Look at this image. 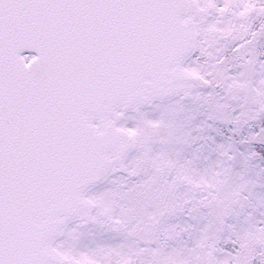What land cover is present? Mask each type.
<instances>
[{
  "label": "snow or ice",
  "instance_id": "6c2138e0",
  "mask_svg": "<svg viewBox=\"0 0 264 264\" xmlns=\"http://www.w3.org/2000/svg\"><path fill=\"white\" fill-rule=\"evenodd\" d=\"M0 264H264V0H0Z\"/></svg>",
  "mask_w": 264,
  "mask_h": 264
}]
</instances>
